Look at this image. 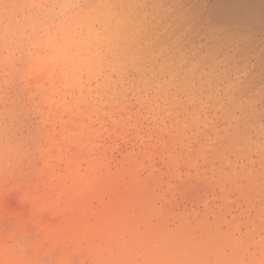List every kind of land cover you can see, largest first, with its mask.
I'll list each match as a JSON object with an SVG mask.
<instances>
[{"label":"rangeland","instance_id":"rangeland-1","mask_svg":"<svg viewBox=\"0 0 264 264\" xmlns=\"http://www.w3.org/2000/svg\"><path fill=\"white\" fill-rule=\"evenodd\" d=\"M40 82L28 79L25 86L18 79L0 78V113L11 121L15 140L31 145L22 167L0 175V264L104 262L111 255H124L138 238L175 229L180 216L187 221L206 216L243 242L248 225L253 239L242 245H248L243 264L264 259V227H258L260 216L255 215L264 202L214 187L197 143L180 140L174 130L168 133L169 119L150 122L139 105L105 108V114L80 118L57 113L54 107L50 112L32 95ZM203 228L208 233L216 229ZM253 254L258 260L251 262Z\"/></svg>","mask_w":264,"mask_h":264},{"label":"bare ground","instance_id":"bare-ground-1","mask_svg":"<svg viewBox=\"0 0 264 264\" xmlns=\"http://www.w3.org/2000/svg\"><path fill=\"white\" fill-rule=\"evenodd\" d=\"M112 3L118 10L113 31L121 41L122 48L136 31L144 30L146 35L141 39L142 44L150 45L152 50L171 54L172 65H183L185 69L192 70L189 77L184 80L177 78L173 82L183 88L185 93L190 88L195 95L202 91L205 97H211L208 103L220 109L219 112H208L209 121H203L201 117L203 132L192 140V143H197L196 150L202 164L207 165V172L211 174L209 178L215 179L213 186H217L222 193L230 189L242 198L251 197L264 202V150H261V143L264 142V0H112ZM135 46L132 45L133 48ZM165 71L171 77L174 68L167 66ZM46 85L44 88L48 87ZM35 92L50 112L54 107L57 113H74L78 118L93 113L83 103L76 105L69 101L65 104L58 96L43 89ZM174 111L180 112V115L169 118L168 126L165 124L167 127L177 120L190 122L185 121L186 113L178 108ZM215 116H221L222 119L215 120ZM163 128L166 130V127ZM193 131H197L195 127ZM38 132L39 136L44 134L41 129ZM213 141L221 145L219 150L201 148V144ZM226 153H230V157L233 155L234 159L226 158ZM239 158L243 162L237 165ZM189 177L194 181L197 176L194 179ZM202 179L206 181V176H202ZM195 182H192L193 185ZM209 183L208 186H211ZM212 187L208 189L212 190ZM263 208L255 210V215L260 216L259 228L264 227V217H261ZM203 217L187 221L186 216H180L175 229L163 228L149 236L144 234L148 238L138 236V239L134 238V246L124 255H111L104 262L93 261L92 264H108L109 261L114 264H144L147 260L167 258L172 254L178 258L187 246L189 225ZM226 223L231 225L230 222ZM215 228L213 233H210L211 230L208 233L201 227L194 234L202 241L207 258L220 264H243V253L248 250V245H242L246 240L253 239L252 230L247 225L244 233L248 238L243 242L235 236L236 233L222 231L218 226ZM249 259L251 262L258 260L254 254Z\"/></svg>","mask_w":264,"mask_h":264},{"label":"clouds","instance_id":"clouds-1","mask_svg":"<svg viewBox=\"0 0 264 264\" xmlns=\"http://www.w3.org/2000/svg\"><path fill=\"white\" fill-rule=\"evenodd\" d=\"M117 15L112 0H0V78L18 79L25 86L28 79H39L42 83L37 91L56 95L65 104L83 103L98 115L105 114V108L119 111L139 105L148 113L145 119L152 122L159 118L163 123L179 116L180 112L174 111L178 108L190 122L177 120L167 130H175L190 145L193 137L203 132L201 117L209 121L208 112L220 109L209 104L211 97H205L202 91L195 95L190 88L185 93L173 82L189 77L192 70L172 65L171 54L142 44L144 30L136 31L122 48L113 31ZM167 66L174 68L171 77L165 71ZM161 113L165 114L162 118ZM15 137L11 121L0 113V175L22 167L31 153V145L17 142ZM205 147L216 151L221 145L215 141L201 144ZM201 227L217 225L206 216L191 223L187 246L178 258L172 254L144 264H220L207 258L202 241L193 234ZM16 247L24 250L23 244ZM258 264H264V259Z\"/></svg>","mask_w":264,"mask_h":264}]
</instances>
